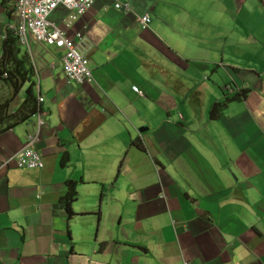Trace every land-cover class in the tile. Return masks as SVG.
I'll use <instances>...</instances> for the list:
<instances>
[{
	"label": "crops",
	"instance_id": "0c3cea01",
	"mask_svg": "<svg viewBox=\"0 0 264 264\" xmlns=\"http://www.w3.org/2000/svg\"><path fill=\"white\" fill-rule=\"evenodd\" d=\"M127 2L129 11L94 0L70 25L64 7L51 14L91 82L65 76L63 49L31 35L21 45L43 98L44 166L1 164L36 116L0 133V264H264V0ZM228 86L247 97L212 119ZM10 92L0 81V98Z\"/></svg>",
	"mask_w": 264,
	"mask_h": 264
},
{
	"label": "built area",
	"instance_id": "2783aa9c",
	"mask_svg": "<svg viewBox=\"0 0 264 264\" xmlns=\"http://www.w3.org/2000/svg\"><path fill=\"white\" fill-rule=\"evenodd\" d=\"M111 2L116 9L124 11L131 9L127 0H111ZM93 4L94 0H15L14 3H11L6 29L12 30L17 35L20 45H28V37L31 35L37 41L63 49L61 61L65 76L79 84L91 82L94 76L87 58L73 38L68 36L64 26L58 25L51 18V14L59 6L66 8L68 10L66 22L70 25L82 17ZM136 19L142 29L150 27L149 13L137 15ZM78 35L81 36L80 33ZM1 60L2 54L0 55ZM133 89L140 95H144L139 87L134 86ZM227 90L233 92L235 89L228 86ZM39 101L42 102L43 98L39 97ZM34 116L37 118L36 128L28 134V140L21 149L3 160L1 163L3 166H7L10 162L20 168H41L44 166L42 154L37 148L43 124L41 110L39 109ZM183 264H190V262L184 259Z\"/></svg>",
	"mask_w": 264,
	"mask_h": 264
},
{
	"label": "trees",
	"instance_id": "16d2710c",
	"mask_svg": "<svg viewBox=\"0 0 264 264\" xmlns=\"http://www.w3.org/2000/svg\"><path fill=\"white\" fill-rule=\"evenodd\" d=\"M6 1L4 0V3ZM5 6L8 8L9 4H5ZM2 50L0 81L9 87L11 92L6 97L0 98V133L31 119L40 108L33 60L29 52L22 48L18 42L17 35L12 30H6ZM25 85H27L25 99L14 112L10 113V103ZM248 92L247 88L240 89L239 91L235 89L233 92H226L223 100L217 101L212 105L210 111L212 119L220 118L223 115L229 101L245 99ZM132 144H136V142L133 141ZM66 161L67 155L64 154L62 162L65 164ZM68 187L69 189L63 200L66 211L71 217L75 214L72 203L76 199L78 191L75 181H70Z\"/></svg>",
	"mask_w": 264,
	"mask_h": 264
},
{
	"label": "water",
	"instance_id": "95a60500",
	"mask_svg": "<svg viewBox=\"0 0 264 264\" xmlns=\"http://www.w3.org/2000/svg\"><path fill=\"white\" fill-rule=\"evenodd\" d=\"M145 129L144 128H141L140 131H144Z\"/></svg>",
	"mask_w": 264,
	"mask_h": 264
},
{
	"label": "clouds",
	"instance_id": "9594fccd",
	"mask_svg": "<svg viewBox=\"0 0 264 264\" xmlns=\"http://www.w3.org/2000/svg\"><path fill=\"white\" fill-rule=\"evenodd\" d=\"M6 4H8V1H6Z\"/></svg>",
	"mask_w": 264,
	"mask_h": 264
},
{
	"label": "rangeland",
	"instance_id": "374dc122",
	"mask_svg": "<svg viewBox=\"0 0 264 264\" xmlns=\"http://www.w3.org/2000/svg\"><path fill=\"white\" fill-rule=\"evenodd\" d=\"M66 9V8H65Z\"/></svg>",
	"mask_w": 264,
	"mask_h": 264
}]
</instances>
